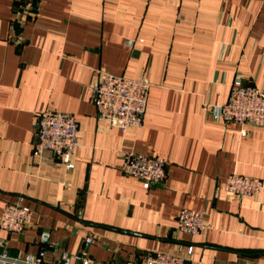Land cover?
<instances>
[{
  "label": "crops",
  "instance_id": "obj_1",
  "mask_svg": "<svg viewBox=\"0 0 264 264\" xmlns=\"http://www.w3.org/2000/svg\"><path fill=\"white\" fill-rule=\"evenodd\" d=\"M100 72L148 78L142 127L99 119ZM237 75L264 92V0H0V219L20 199L32 211L22 234L0 229L8 254H36L49 231L46 262L143 264L193 246L204 264H264L263 196L223 189L231 174L264 181V127L213 120ZM44 110L78 122L70 171L33 156ZM127 152L163 158L165 182L124 176ZM182 208L207 212L201 235L177 230Z\"/></svg>",
  "mask_w": 264,
  "mask_h": 264
},
{
  "label": "built area",
  "instance_id": "obj_2",
  "mask_svg": "<svg viewBox=\"0 0 264 264\" xmlns=\"http://www.w3.org/2000/svg\"><path fill=\"white\" fill-rule=\"evenodd\" d=\"M128 45L132 46L133 42H128ZM150 88L147 77L132 80L100 72L98 83L93 88V104L99 119L123 134L142 127ZM213 120L242 127H264V92L252 84H246L243 77L237 75L227 103L218 108ZM34 129L33 156L42 158L46 153H51L67 171L72 170L75 152L80 147L76 118L71 114L44 110L36 114ZM122 161L123 175L139 180L145 190L161 185L166 180V161L163 158L127 152L122 154ZM223 189L237 198H264V181L238 174L228 176ZM21 202L22 199L5 208L0 219L1 230L14 234H22L26 230L31 222L32 211ZM207 215L206 211L182 208L177 217V230L191 238L199 236L207 229ZM50 239L51 233L43 231L39 236V251L20 259L8 254V242L0 238V249L3 251L0 253V264H90L83 254L67 253L59 261L46 262V247ZM91 243L92 240L87 239L86 244ZM192 255L193 246H189L185 256L154 253L147 256L143 264H204L193 261Z\"/></svg>",
  "mask_w": 264,
  "mask_h": 264
}]
</instances>
